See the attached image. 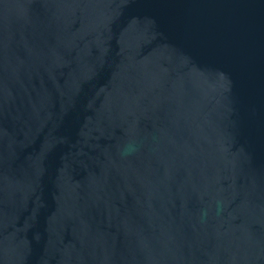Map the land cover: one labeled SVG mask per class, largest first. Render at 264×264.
<instances>
[{
	"label": "water",
	"instance_id": "95a60500",
	"mask_svg": "<svg viewBox=\"0 0 264 264\" xmlns=\"http://www.w3.org/2000/svg\"><path fill=\"white\" fill-rule=\"evenodd\" d=\"M0 264H264V0H0Z\"/></svg>",
	"mask_w": 264,
	"mask_h": 264
}]
</instances>
